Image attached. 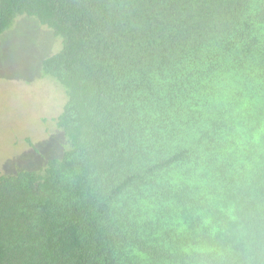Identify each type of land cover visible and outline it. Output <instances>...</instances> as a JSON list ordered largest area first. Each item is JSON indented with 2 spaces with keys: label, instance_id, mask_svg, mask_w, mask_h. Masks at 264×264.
I'll return each mask as SVG.
<instances>
[{
  "label": "trees",
  "instance_id": "obj_1",
  "mask_svg": "<svg viewBox=\"0 0 264 264\" xmlns=\"http://www.w3.org/2000/svg\"><path fill=\"white\" fill-rule=\"evenodd\" d=\"M20 15L65 102L0 173V264H264V0H0V37Z\"/></svg>",
  "mask_w": 264,
  "mask_h": 264
},
{
  "label": "rangeland",
  "instance_id": "obj_2",
  "mask_svg": "<svg viewBox=\"0 0 264 264\" xmlns=\"http://www.w3.org/2000/svg\"><path fill=\"white\" fill-rule=\"evenodd\" d=\"M59 47L49 29L22 15L0 37V173L36 162L39 153L48 152L50 139L60 140L55 118L65 94L59 84L40 75L42 59Z\"/></svg>",
  "mask_w": 264,
  "mask_h": 264
}]
</instances>
